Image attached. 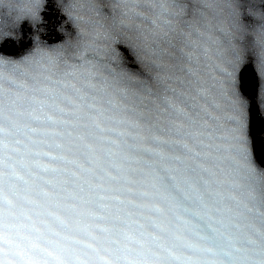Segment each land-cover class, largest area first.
Returning <instances> with one entry per match:
<instances>
[{"label": "snow or ice", "instance_id": "6c2138e0", "mask_svg": "<svg viewBox=\"0 0 264 264\" xmlns=\"http://www.w3.org/2000/svg\"><path fill=\"white\" fill-rule=\"evenodd\" d=\"M0 264H264V0H0Z\"/></svg>", "mask_w": 264, "mask_h": 264}, {"label": "clouds", "instance_id": "9594fccd", "mask_svg": "<svg viewBox=\"0 0 264 264\" xmlns=\"http://www.w3.org/2000/svg\"><path fill=\"white\" fill-rule=\"evenodd\" d=\"M90 0H80L81 4V12L87 16L88 14V5H89Z\"/></svg>", "mask_w": 264, "mask_h": 264}, {"label": "water", "instance_id": "95a60500", "mask_svg": "<svg viewBox=\"0 0 264 264\" xmlns=\"http://www.w3.org/2000/svg\"><path fill=\"white\" fill-rule=\"evenodd\" d=\"M253 130H254V134L259 138L261 130H260V124L258 118L254 119Z\"/></svg>", "mask_w": 264, "mask_h": 264}]
</instances>
